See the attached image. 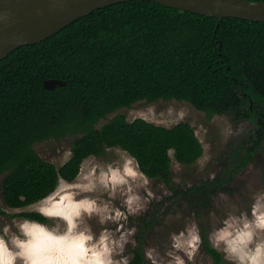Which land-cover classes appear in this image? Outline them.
Returning <instances> with one entry per match:
<instances>
[{
  "label": "trees",
  "instance_id": "trees-1",
  "mask_svg": "<svg viewBox=\"0 0 264 264\" xmlns=\"http://www.w3.org/2000/svg\"><path fill=\"white\" fill-rule=\"evenodd\" d=\"M264 1V0H249ZM64 85L53 89L45 81ZM186 101L209 119L264 121V22L218 17L131 0L97 9L33 45L0 60V174L8 208L22 209L74 181L84 161L118 148L149 178L162 180L172 203L188 199L197 210L232 193L235 178L254 160L258 139L235 144L221 157V173L187 189L175 187L173 162L192 165L204 146L189 122L172 127L110 113L138 102ZM81 135L62 166L42 158L36 143ZM17 217L47 223L38 212ZM145 219L128 264H146L144 241L155 223ZM207 254L224 255L200 223Z\"/></svg>",
  "mask_w": 264,
  "mask_h": 264
},
{
  "label": "rangeland",
  "instance_id": "rangeland-1",
  "mask_svg": "<svg viewBox=\"0 0 264 264\" xmlns=\"http://www.w3.org/2000/svg\"><path fill=\"white\" fill-rule=\"evenodd\" d=\"M118 114L125 115L129 121L143 117L167 127L180 122L192 125L203 143L204 154L192 165L173 162L175 187L182 190L215 179L221 173V157L231 146L258 139L259 150L254 160L235 178L233 192L217 194L212 206L202 210L200 215L188 199L172 203L169 197L173 191L162 180L146 176L136 160L118 148L109 149L101 157L87 158L74 181L61 180L49 197L22 209L5 205L3 182L6 173L0 174V237L7 243L19 234L20 224L31 221L17 217L19 213H41L43 210L48 222H34L45 225L55 235L84 232L99 238L101 233H110L123 244L114 259L122 261L126 258L128 264L134 256L141 225L145 219L155 218L144 241L146 264H176V257L184 264H216L205 250L200 227L203 223L211 244L224 255L226 264H233L226 258L223 244H218L215 237L229 224L243 222L244 218L253 220L254 214L264 213V121H235L230 115L209 119L186 101L158 100L119 109L101 120L97 127ZM80 136L69 135L61 140L36 143L34 149L42 158L60 167L70 159L72 144ZM128 170L135 175L129 176ZM114 171L124 177V183H112ZM85 200L95 202L96 207L91 212L77 207ZM105 206L107 211L103 210ZM117 211L121 213L118 220L106 218L114 217ZM76 212L79 216L73 215L70 225L68 216ZM254 240L264 241V231H258ZM8 247L11 251L16 250L11 244ZM16 264H24V261L18 258Z\"/></svg>",
  "mask_w": 264,
  "mask_h": 264
},
{
  "label": "clouds",
  "instance_id": "clouds-1",
  "mask_svg": "<svg viewBox=\"0 0 264 264\" xmlns=\"http://www.w3.org/2000/svg\"><path fill=\"white\" fill-rule=\"evenodd\" d=\"M127 174L135 175L131 170ZM111 181L114 184L125 182L116 171L112 173ZM77 207L91 212L96 205L85 200ZM103 210L107 211V207ZM41 214L46 213L41 210ZM73 215L79 216V212L69 214L70 225L73 224ZM120 216L117 211L114 217L106 218L118 220ZM18 228L19 234L7 243L0 237V264H16L18 258L24 264H127L126 258L122 261L114 259L119 254L117 249L122 250L123 244L108 232L101 233L99 238L84 232L55 235L45 225L34 221H24ZM258 231H264V213L254 214L253 220L244 218L243 222L227 225L215 238L218 244H223L226 258L233 264H264V241L254 240ZM9 244L16 250H9ZM176 264H184V261L176 257Z\"/></svg>",
  "mask_w": 264,
  "mask_h": 264
},
{
  "label": "water",
  "instance_id": "water-1",
  "mask_svg": "<svg viewBox=\"0 0 264 264\" xmlns=\"http://www.w3.org/2000/svg\"><path fill=\"white\" fill-rule=\"evenodd\" d=\"M131 0H0V60L24 45H33L97 9ZM168 8L218 17L264 22V1L249 0H141ZM64 81H45L47 89ZM176 100V99H172ZM179 101V100H178Z\"/></svg>",
  "mask_w": 264,
  "mask_h": 264
},
{
  "label": "flooded vegetation",
  "instance_id": "flooded-vegetation-1",
  "mask_svg": "<svg viewBox=\"0 0 264 264\" xmlns=\"http://www.w3.org/2000/svg\"><path fill=\"white\" fill-rule=\"evenodd\" d=\"M251 121V120H250ZM260 121V120H259ZM254 122V121H253ZM256 123V122H255ZM258 143H259V141H258ZM258 151V150H257ZM257 151H256V153H257ZM221 170H222V167H221ZM205 181H208V180H205Z\"/></svg>",
  "mask_w": 264,
  "mask_h": 264
}]
</instances>
